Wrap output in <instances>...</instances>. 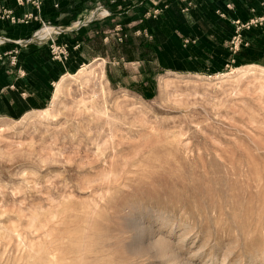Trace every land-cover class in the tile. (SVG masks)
<instances>
[{
    "label": "rangeland",
    "instance_id": "rangeland-1",
    "mask_svg": "<svg viewBox=\"0 0 264 264\" xmlns=\"http://www.w3.org/2000/svg\"><path fill=\"white\" fill-rule=\"evenodd\" d=\"M130 28L0 73V264H264V60L135 67Z\"/></svg>",
    "mask_w": 264,
    "mask_h": 264
},
{
    "label": "crops",
    "instance_id": "crops-1",
    "mask_svg": "<svg viewBox=\"0 0 264 264\" xmlns=\"http://www.w3.org/2000/svg\"><path fill=\"white\" fill-rule=\"evenodd\" d=\"M41 1L38 11L25 0L23 3L0 0V73L12 69L10 61L18 55L25 73L30 75L34 68L29 64L32 58L41 60L52 40L60 46L73 39L74 48H82L86 41L100 37L103 32L107 33L105 41L111 38L116 41L115 34L120 29L125 33V43L117 51L123 56L129 42L127 27L135 34L132 38L136 43L135 61H130L135 67L141 63L139 43L144 41L152 42L156 58L166 54L167 69L175 72H220L223 66L244 56L264 60V31L258 33L253 29L247 33L250 44L236 55L229 48L234 20L246 21L263 14L264 0ZM102 10L109 12L104 18ZM45 29L49 31L44 32Z\"/></svg>",
    "mask_w": 264,
    "mask_h": 264
},
{
    "label": "built area",
    "instance_id": "built-area-1",
    "mask_svg": "<svg viewBox=\"0 0 264 264\" xmlns=\"http://www.w3.org/2000/svg\"><path fill=\"white\" fill-rule=\"evenodd\" d=\"M19 3H23L24 0H18ZM28 2H31L34 4L36 9L38 11L41 10L42 6V1L41 0H25ZM57 6V4H56ZM262 6H263V11H264V1H262ZM102 15L101 17H106L109 12L108 10H102L101 11ZM234 32L230 40V51L233 55L238 54L242 48L248 47L250 44V40L248 39L247 33L254 28L264 27V13L255 17H252L246 21L242 19H236L234 20ZM43 26H45V22H42ZM81 26V25H80ZM118 38L121 41L122 36L118 34ZM52 46H54L56 49L61 50V46H56L55 41L52 40ZM234 59L232 60V62Z\"/></svg>",
    "mask_w": 264,
    "mask_h": 264
},
{
    "label": "bare ground",
    "instance_id": "bare-ground-1",
    "mask_svg": "<svg viewBox=\"0 0 264 264\" xmlns=\"http://www.w3.org/2000/svg\"><path fill=\"white\" fill-rule=\"evenodd\" d=\"M48 31H49V29H45V30H44V32H48ZM250 66H254V65H250Z\"/></svg>",
    "mask_w": 264,
    "mask_h": 264
}]
</instances>
